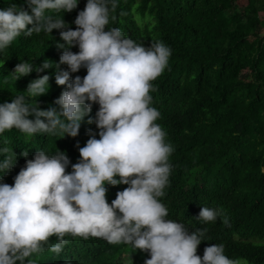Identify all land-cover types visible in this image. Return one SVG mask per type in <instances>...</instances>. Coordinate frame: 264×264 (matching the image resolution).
Wrapping results in <instances>:
<instances>
[{"label":"trees","instance_id":"16d2710c","mask_svg":"<svg viewBox=\"0 0 264 264\" xmlns=\"http://www.w3.org/2000/svg\"><path fill=\"white\" fill-rule=\"evenodd\" d=\"M86 3L80 0L77 8L54 16L75 28L73 21ZM11 4L28 8L24 0H0V8ZM109 7L108 28L119 27L145 46L162 42L171 50L150 89V104L159 111L155 123L173 147L170 182L160 197L169 209L168 219L183 222L190 231L203 230L201 256L207 245L217 243L238 264H264V32L259 30L264 29V15H259L264 0H117ZM60 31L21 34L0 51V103L22 94L26 102L37 99L41 108L59 107L55 99L67 85L56 83L55 65L43 72L34 68L18 79L12 70L21 60L34 65L45 59L59 62L64 51L57 43L62 42ZM73 51H79L78 45ZM67 67L60 64V69ZM86 72L82 66L70 78ZM44 73L50 74L49 90L38 98L28 96L30 81ZM98 108L93 103L76 136L28 135L15 127L0 133V147L6 146L13 157L16 153L4 182L13 184L37 149L64 151L70 159L66 170L72 171L89 135L99 138L95 122H88ZM107 187L110 203L127 184ZM204 205L217 210L216 220L197 218ZM65 239L61 253L50 251L49 245L57 242L53 235L42 252L27 259L36 258L38 264H145L150 255L129 243L100 237L66 234Z\"/></svg>","mask_w":264,"mask_h":264},{"label":"clouds","instance_id":"9594fccd","mask_svg":"<svg viewBox=\"0 0 264 264\" xmlns=\"http://www.w3.org/2000/svg\"><path fill=\"white\" fill-rule=\"evenodd\" d=\"M24 2L27 9L15 4L0 8V51L21 34L60 29L62 42L57 43L64 51L59 62L45 59L34 65L21 60L12 71L18 79L34 68L43 72L55 65L56 83L67 86L55 99L59 107L41 108L37 99L29 103L22 94L0 103V133L15 127L28 135L76 136L98 103L88 122H95L99 138L89 135L72 171L66 170L70 159L64 151L37 149L13 184L4 182V173L14 165L16 153L12 149L13 157L6 146L0 147V264H38L36 258H27L42 252L53 235L57 242L49 245L50 251L61 253L66 234L129 243L150 253L145 264H238L225 254L223 244L207 245L203 256L198 254L203 230L190 231L183 222L168 219L169 209L160 199L170 182L173 147L155 123L159 111L150 104V89L168 63L170 48L162 42L145 46L119 27L108 28L109 6L114 8L117 0H87L73 21L75 28L54 13L75 9L80 0ZM74 45L79 51H73ZM82 66L86 74L70 78ZM49 80V73L31 80L28 96L46 93ZM120 183L127 187L109 203L107 185ZM217 215L204 205L197 218L214 221Z\"/></svg>","mask_w":264,"mask_h":264},{"label":"rangeland","instance_id":"374dc122","mask_svg":"<svg viewBox=\"0 0 264 264\" xmlns=\"http://www.w3.org/2000/svg\"><path fill=\"white\" fill-rule=\"evenodd\" d=\"M259 15H260V17H263L264 12L263 11H260L259 12ZM259 30H261V32H264V29H262L261 27H259Z\"/></svg>","mask_w":264,"mask_h":264}]
</instances>
